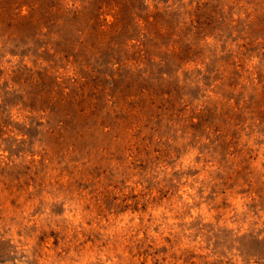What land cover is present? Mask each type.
<instances>
[{
    "label": "rangeland",
    "instance_id": "rangeland-1",
    "mask_svg": "<svg viewBox=\"0 0 264 264\" xmlns=\"http://www.w3.org/2000/svg\"><path fill=\"white\" fill-rule=\"evenodd\" d=\"M119 1L0 0V264H264V0Z\"/></svg>",
    "mask_w": 264,
    "mask_h": 264
},
{
    "label": "trees",
    "instance_id": "trees-1",
    "mask_svg": "<svg viewBox=\"0 0 264 264\" xmlns=\"http://www.w3.org/2000/svg\"><path fill=\"white\" fill-rule=\"evenodd\" d=\"M133 2H134V0H133ZM118 6H119V11H118V16H117V18H118L117 21L121 25L120 24L119 25L115 24L113 26L116 28L117 31H118V28H119V30L121 29V31H123V29L126 30V29L129 28V31H130L132 26H133L132 19H131L132 15H133L132 9L135 8V6H134L133 3L131 5V1H128V0L119 1ZM129 8H131L130 12H129ZM154 21H155L156 24H159L161 22V20H159V18L156 19V17H154ZM121 31H119V32H121ZM155 38H157V39L159 38L157 32H156V37Z\"/></svg>",
    "mask_w": 264,
    "mask_h": 264
}]
</instances>
